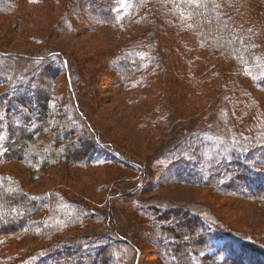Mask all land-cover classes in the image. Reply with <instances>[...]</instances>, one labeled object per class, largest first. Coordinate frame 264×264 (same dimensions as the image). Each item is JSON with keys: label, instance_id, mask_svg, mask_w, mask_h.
Returning a JSON list of instances; mask_svg holds the SVG:
<instances>
[{"label": "rangeland", "instance_id": "374dc122", "mask_svg": "<svg viewBox=\"0 0 264 264\" xmlns=\"http://www.w3.org/2000/svg\"><path fill=\"white\" fill-rule=\"evenodd\" d=\"M249 1L247 19L239 21L237 17L236 27L247 46L253 52L257 46L264 56V0ZM119 2L120 6L127 7L126 1ZM186 2L222 8L219 0ZM92 4V0L88 3L81 0H0V49L23 56L7 58L4 67L27 72L33 63L24 55H41L50 48L62 50L71 62L70 83L57 62L59 70L46 76L49 114L44 123L34 119L43 127L35 130L32 141L47 142L57 136L54 131L63 126L61 121L72 112L70 85L99 135L98 144H93L90 155L81 164L57 162L29 170L24 163L9 162L0 168L13 174L32 195L51 192L59 196L62 207L69 208L74 201H81V206L85 202L103 213L109 221L105 224L99 216L88 217L86 212H80L81 217L87 216L84 221L80 220L83 228L67 230L55 237L64 242H76L85 236L106 235L105 229L109 227L111 233H108L119 241L114 244L112 264H170L164 255L167 251L163 250L164 242L146 210L149 207L167 210L183 206L214 231L225 234L209 242L208 252L215 254L217 259L234 247L229 235L245 233V241L254 237L264 243V208L244 197L221 194L210 186L178 181L169 168L174 159L185 155L177 146L194 147L196 143L190 140L198 134L207 138L209 156L218 159L231 150L241 152L242 149L236 145L232 147L230 141L238 142L245 136L246 123L258 127L264 122V89L243 79L230 60L215 58L193 35L190 44L183 48L176 40L163 41L155 23L149 27L116 30L108 20L101 18ZM225 13L224 20L228 17L229 21H235L228 11ZM134 45H149L160 57H152L150 64L148 61L151 70L148 65L144 71L142 67L141 73L124 75L116 64L118 53ZM216 65L228 70L225 79L233 78L235 85L240 83L247 87L242 89H248L247 98L253 103L243 115L246 123L238 124L235 118L239 113L233 116L231 123L223 120L220 107L225 97H220L217 109L211 107L217 94L227 91L224 75H219ZM211 82L220 87L213 94L206 88ZM208 96L212 97L209 103ZM31 127L34 129L37 125ZM74 128L78 131L79 126ZM107 142L116 144L123 154L138 162L142 170L111 154L106 148ZM42 217L39 218L41 223L45 220ZM39 246L35 238L0 244V264L16 256L24 257Z\"/></svg>", "mask_w": 264, "mask_h": 264}, {"label": "trees", "instance_id": "16d2710c", "mask_svg": "<svg viewBox=\"0 0 264 264\" xmlns=\"http://www.w3.org/2000/svg\"><path fill=\"white\" fill-rule=\"evenodd\" d=\"M82 1L88 3L90 0ZM92 1L101 18L108 20L116 30L126 31L131 26L149 27L148 25L155 23L163 41L168 39L166 42L172 43L176 40L183 48L190 44V36H195L202 45L207 46L215 58L220 56L230 60L238 68L243 79L264 89V56L257 46L254 52L247 46L236 27L237 17L239 21L247 19L245 14L249 0H219L222 8H209L203 4L194 6L192 2L185 3V0H124L127 7L120 6V0ZM227 11L234 22L229 21L228 17L223 19L227 16ZM245 40H248L247 37ZM153 52L149 45L124 47L118 53L117 67L120 66L124 75L141 73L142 67L144 71L152 57L159 59L160 55ZM11 56L23 57L21 54L0 49V166L19 162L33 170L57 162L69 165L85 162L93 144H98L99 135L77 102L71 85L69 90L72 112H68L66 119L61 121L63 126L54 131L57 136L47 142L32 141L35 130L43 127L42 124L35 123L34 119L44 123L49 114L50 97L46 76H49L50 72L53 75L60 66L70 83L69 56L57 48H50L41 55H24L25 59H30L33 63V67L27 72L4 67L3 62L12 58ZM151 68L149 65L150 70ZM227 71L219 66L218 73L224 75L223 80ZM225 82L227 91L217 94L211 107L217 109L220 97H225L220 107L223 120L231 123L233 116L239 113L235 118L238 124L246 123L243 115L249 112L248 107L253 103L247 98L248 89H242L247 87H242L240 83L235 85L233 78L225 79ZM124 86L129 88L128 85ZM206 88L208 93L213 94L220 87L211 82ZM210 97H207L208 103L212 98ZM242 97L247 99L243 100ZM238 124L227 126L235 127ZM246 124L244 126L248 131L245 136L239 138L238 142L230 141L231 146L236 145L242 149L241 152L231 150L227 156L218 159L209 156L208 142L205 140L207 138L201 134L190 140L191 143H196L194 147L186 144L177 146L180 150L183 149L182 153L185 155L169 164V168L173 170L172 177L185 183L210 186L221 194L247 198L264 208V170L261 168L264 167V122L258 127ZM31 125L37 127L32 129ZM75 125L79 126L78 131H75ZM56 139L58 143H55ZM106 148L125 163L142 170V166L123 154L116 144L107 142ZM134 192L138 194L139 191L135 189ZM79 203L81 201H74L67 208L62 207L59 196L51 192L32 195L19 184L13 174L0 168V244H7L19 238H35L40 244L26 256H16L5 263L112 264L115 260L114 244L119 241L109 234V227L105 229L106 235L95 238L85 236L76 242H64L55 237L67 230L83 228L80 227V220L84 221L87 216H99L104 224L109 222L94 206L85 202L81 206ZM146 210L158 236L164 242L163 250H167L164 255L170 264H264V243L254 237L245 241V233L229 235L234 247L221 259H217L215 254L208 252L209 242L225 234L217 233L183 206H174L167 210L149 207ZM80 212H86L87 216L81 217ZM42 215L45 220L41 223L39 218Z\"/></svg>", "mask_w": 264, "mask_h": 264}]
</instances>
